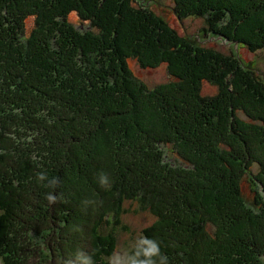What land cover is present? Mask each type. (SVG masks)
I'll list each match as a JSON object with an SVG mask.
<instances>
[{
    "label": "trees",
    "instance_id": "trees-1",
    "mask_svg": "<svg viewBox=\"0 0 264 264\" xmlns=\"http://www.w3.org/2000/svg\"><path fill=\"white\" fill-rule=\"evenodd\" d=\"M124 1L136 8L121 18L102 0H0V264H111L120 203L133 198L155 220L126 264H264V195L247 199L240 186L255 162L264 173V161L241 169L219 158L232 156L223 145L232 138L215 115L217 101L196 84L215 81L223 97L232 73L254 68L234 57L224 70L207 56L200 76V34L178 36L145 3ZM171 2L175 15L201 17L210 34L227 39L215 21L231 28L263 7L255 29L264 39V0L252 7ZM72 11L88 29L68 21ZM215 12L221 15L204 18ZM26 17L29 31L16 29ZM126 42L146 60L142 66L167 62L169 82L149 87L132 76ZM221 70L228 74L218 76ZM252 141L264 151V138ZM73 198L86 204L84 218Z\"/></svg>",
    "mask_w": 264,
    "mask_h": 264
},
{
    "label": "rangeland",
    "instance_id": "rangeland-1",
    "mask_svg": "<svg viewBox=\"0 0 264 264\" xmlns=\"http://www.w3.org/2000/svg\"><path fill=\"white\" fill-rule=\"evenodd\" d=\"M99 1L100 0H93V2L97 3H99ZM103 1L108 2L109 7L114 8L115 11L120 12L121 18L127 17L130 11L136 8L130 5L131 2L127 3L124 0H102V2ZM139 1L145 3L147 8H150L156 15L164 18L167 24H169V27L176 30V34L178 36L184 37L185 34H187L186 36L199 38L197 34L201 35L200 39L202 38V42L200 43L204 45V57L202 60H197V65L195 66L196 68L198 67L197 70L201 71L200 76L207 72V56H213L217 58L221 62V67H223L224 70L229 69L230 65L235 63L233 60L234 57L238 59V62L239 60H241V62L244 61V64L254 68V70L251 71H254L255 74H252L251 71L249 72L248 70L246 71L244 69H238L237 73H232L230 77L233 81H224L229 86L228 92H224L223 97L218 96L219 91L215 81H207L204 79L201 80L200 78V82L196 79V84L197 90H199L197 92L204 96V98L208 99L212 97V99L217 101L218 108L214 109L216 111L215 115L219 116V121L227 124L225 127V134L226 136L232 138L231 141H226L228 144H223L227 150L225 152L229 151L228 153H231L232 156L219 153V158H227L231 160L232 163H237L238 167L240 165L241 169L242 163L246 162L249 164L251 163V159L259 158L264 161V151H261L256 146V143L252 141L254 137L264 138V124L262 125L258 120L260 119L261 121H264V46H262L264 45V39L262 34L255 29L256 22L258 20L257 15H261L263 13V7L260 10H257L254 15L250 14L248 17L243 19V23L240 22L237 26H235L233 21H230L229 24L233 25L231 28H228V25L224 26L215 21L216 29L225 31L230 38L227 39L222 36L210 34L209 27L201 17H192L186 15L181 16L179 14L175 15L171 10V6L174 7L175 3L172 5L171 0ZM258 1L259 0H231V3L239 6L249 3L252 7L253 5H257ZM134 4H138V2L136 3V1H134ZM101 14L103 15V11H101ZM218 15H221V12H215L209 15L204 14V18H207L208 16L216 17ZM67 19L74 24H82L78 25L76 29L89 28L85 20L80 19L74 11L68 13ZM13 25L18 30L25 28L26 32H28L33 25V18L26 17L25 20L21 22V24L18 25L13 23ZM201 27H203L204 34ZM242 39L246 41L249 39L248 48L250 50L245 44H240L237 41ZM180 42L181 44L187 46L183 41ZM126 47L127 55H131L124 58L125 66H127L126 68L131 72L132 76L134 75L141 83L144 82L149 87L163 85L169 82L170 75L167 62L161 60L147 61L148 63L152 64V66H142L141 60L143 62H146V60L135 58V55H132L136 51L135 46L132 43H127ZM224 70H221L218 73V76L227 75L228 73L226 74ZM256 71L258 73H256ZM212 73L214 72L212 71ZM256 74L258 75L256 78H254V75ZM249 78H253V81L251 80L250 82ZM249 87H251V89ZM83 92L86 94V89H84ZM89 97H92L91 93L89 94ZM249 110H252L251 112L254 114L249 113ZM255 114L257 117H254ZM219 121L217 124L220 123ZM204 128H206V126H204ZM220 128L221 126L219 124V127L215 129ZM215 136L218 137V134H215ZM161 144L162 143L158 144V150L161 148ZM230 144L235 146L237 150L236 153L230 151L228 148ZM169 156L174 160L176 159L172 155ZM242 156V161L237 160L238 157V159H240ZM251 170L254 171V174L251 172ZM46 177H44V179H46ZM254 177H259V180H255ZM260 181H264V173L260 172L259 167L255 162V164H252V166L248 168V172H246L244 177L240 179V186L243 195L247 199H250L254 194H257L259 197L264 195L262 185L259 183ZM72 200L71 203L73 205L76 206V204H78L77 210L79 211L81 217L84 215L82 217L84 218L85 214H83L84 211L82 210L81 206L85 208L86 204H81L82 202L75 200V198ZM92 201L94 204H97L96 200H90L89 202L92 203ZM120 206V229L118 228L117 230L118 245L113 252L112 257L108 258V260L110 259L111 264H117L118 261L122 264L128 263L131 257L130 251L134 247L141 245L146 240V238H149L147 235H145L143 229L153 223L155 220V216L149 210L142 209V207H140L139 203L135 201L134 198L132 200L127 199L124 202H121ZM117 220L119 219L117 218L116 222ZM89 221L91 220L89 219ZM79 222L80 223L77 224V227L81 230L80 232H82L81 234L84 236V239H86L88 234L86 226L83 221ZM81 225H84L83 229ZM102 225L103 219L101 226ZM75 226L76 224L71 225L68 231L71 232V229ZM74 260L76 261V259ZM78 262L81 263L80 260H78Z\"/></svg>",
    "mask_w": 264,
    "mask_h": 264
},
{
    "label": "clouds",
    "instance_id": "clouds-1",
    "mask_svg": "<svg viewBox=\"0 0 264 264\" xmlns=\"http://www.w3.org/2000/svg\"><path fill=\"white\" fill-rule=\"evenodd\" d=\"M153 250L155 251V249L153 248Z\"/></svg>",
    "mask_w": 264,
    "mask_h": 264
}]
</instances>
